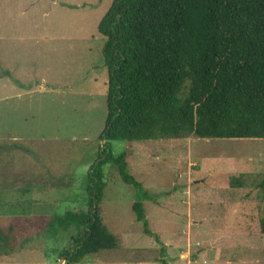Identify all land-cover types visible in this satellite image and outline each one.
Returning a JSON list of instances; mask_svg holds the SVG:
<instances>
[{"label":"rangeland","instance_id":"obj_1","mask_svg":"<svg viewBox=\"0 0 264 264\" xmlns=\"http://www.w3.org/2000/svg\"><path fill=\"white\" fill-rule=\"evenodd\" d=\"M111 3L0 0V36L15 39L4 47L10 55L0 53V72L12 74L0 75V228L31 221L15 233L16 246H0V264H66L59 252L76 229L32 222L86 207L107 116L105 39L97 26ZM111 146L115 155L126 152L130 174L158 194L143 202L161 243L136 218V190L106 163L100 212L118 245L78 264H264L263 194L252 186L264 173V138L192 135ZM243 173L249 184L230 187V177Z\"/></svg>","mask_w":264,"mask_h":264},{"label":"trees","instance_id":"obj_2","mask_svg":"<svg viewBox=\"0 0 264 264\" xmlns=\"http://www.w3.org/2000/svg\"><path fill=\"white\" fill-rule=\"evenodd\" d=\"M97 29L105 39L107 116L103 147L87 174L86 207L32 222L46 230L76 229L59 252L66 264L118 245L100 212L106 163L115 164L136 190V218L161 243L149 229L143 202L158 194L130 174L126 152L115 155L112 141L264 138V0H112ZM3 74L11 77L9 71ZM249 180L248 174L233 175L229 185L242 188ZM252 186L264 201V173ZM261 213L264 234V206ZM16 219L0 228V246H16L15 233L31 222Z\"/></svg>","mask_w":264,"mask_h":264},{"label":"crops","instance_id":"obj_3","mask_svg":"<svg viewBox=\"0 0 264 264\" xmlns=\"http://www.w3.org/2000/svg\"><path fill=\"white\" fill-rule=\"evenodd\" d=\"M54 2L56 3L57 2V0H54ZM12 40H15V39H13L12 37H7V36H0V53H5V54H9L10 55V53H12V48H10V49H6V51H5V46L7 45V44H12L13 43V41ZM2 55H0V57H1ZM3 59V57H1V60ZM3 65H4V62H3ZM8 68V67H11V65H10V63L8 64V65H6V66H4V68ZM4 71H9V72H11L10 70H4ZM4 71L3 72H0V75H4L3 73H4ZM2 73V74H1ZM11 74V73H10ZM12 75V74H11ZM5 76V75H4Z\"/></svg>","mask_w":264,"mask_h":264},{"label":"water","instance_id":"obj_4","mask_svg":"<svg viewBox=\"0 0 264 264\" xmlns=\"http://www.w3.org/2000/svg\"><path fill=\"white\" fill-rule=\"evenodd\" d=\"M103 147V146H102Z\"/></svg>","mask_w":264,"mask_h":264}]
</instances>
